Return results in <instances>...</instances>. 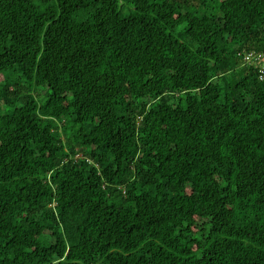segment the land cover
Instances as JSON below:
<instances>
[{
  "label": "trees",
  "instance_id": "trees-1",
  "mask_svg": "<svg viewBox=\"0 0 264 264\" xmlns=\"http://www.w3.org/2000/svg\"><path fill=\"white\" fill-rule=\"evenodd\" d=\"M264 0H0V264H264Z\"/></svg>",
  "mask_w": 264,
  "mask_h": 264
},
{
  "label": "built area",
  "instance_id": "built-area-1",
  "mask_svg": "<svg viewBox=\"0 0 264 264\" xmlns=\"http://www.w3.org/2000/svg\"><path fill=\"white\" fill-rule=\"evenodd\" d=\"M245 60L249 61L250 63H254V62H262L261 65V78L264 79V55L262 54H247L245 56Z\"/></svg>",
  "mask_w": 264,
  "mask_h": 264
}]
</instances>
